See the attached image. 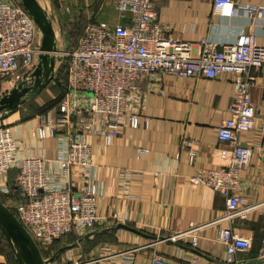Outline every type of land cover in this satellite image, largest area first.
<instances>
[{
	"label": "crops",
	"instance_id": "1",
	"mask_svg": "<svg viewBox=\"0 0 264 264\" xmlns=\"http://www.w3.org/2000/svg\"><path fill=\"white\" fill-rule=\"evenodd\" d=\"M37 1L47 8L52 19L59 52L66 51L70 43L64 28H79L75 38L78 41L89 21L110 26L118 23L114 0ZM233 1L264 7V0ZM154 10L165 35L191 43L195 51L201 39L221 48L235 44L243 34L253 35L264 46V16L251 22L239 7L231 17H220L212 12V0H157ZM250 75L254 78L250 99L257 113L262 114L264 70L251 71ZM62 86L56 87L51 80L14 111L0 117V126L8 128L17 142L15 158L40 156L49 161L50 175L60 172L59 160L64 153L58 139L49 132V121L58 107L55 100L65 95ZM12 88L8 82L0 83V96ZM48 89L56 95L51 100H38L43 92L47 97ZM141 91L140 97L128 103L129 109L138 114L136 128L126 127L108 145L99 135L87 137L93 158L89 175L97 193V224L91 230L75 227L47 249L43 258H51L49 264H152L154 254L175 260L199 255V264H224L225 246L213 240L219 229L230 228L252 243L249 251L235 255L234 264H264V141L253 133L241 134L245 142L261 147L241 175L245 204L259 205L246 219H236L231 226L212 223L223 214L224 200L203 184L190 182L197 168L216 169L225 163L228 148L217 141L216 128L228 118L233 78L153 76L142 84ZM69 100L79 107H86L90 101L88 94L80 93L71 94ZM182 141L196 152L193 165L187 162V151L181 149ZM14 176L15 171H10L4 182L9 185L8 192L0 194V201L8 205L24 200L12 186ZM71 184L73 189L79 188L78 180L72 179ZM198 226L204 227L197 231V246L192 250V237L187 233ZM181 234L184 237L176 239ZM171 237L176 241L165 240ZM0 244L6 246L1 232ZM149 244L132 262L117 255ZM7 263L6 256L0 253V264Z\"/></svg>",
	"mask_w": 264,
	"mask_h": 264
},
{
	"label": "built area",
	"instance_id": "2",
	"mask_svg": "<svg viewBox=\"0 0 264 264\" xmlns=\"http://www.w3.org/2000/svg\"><path fill=\"white\" fill-rule=\"evenodd\" d=\"M156 2L114 0L116 25L89 21L76 46L57 53L67 61L57 67H65V95L49 121L50 135L58 139L64 150L58 174H48L49 161L40 156L15 158L17 142L8 128L0 126V194L8 192L9 185L4 182L14 170L12 186L24 200L4 205L11 209L42 257L75 227L91 230L97 224V193L89 175L93 158L87 137L99 135L108 145L126 127L136 128L138 114L129 109L128 103L141 96L142 84L153 76L233 78L228 118L216 128L217 141L228 148L225 163L216 169L197 168L190 182L203 184L224 200L223 214L212 223L231 226L236 219H246L259 206L245 204L241 175L261 147L245 142L241 134L253 133L264 141V112L258 114L250 99L254 81L250 72L264 70V46L253 35L243 34L235 44L221 48L201 39L195 51L191 43L165 35L156 19ZM238 7L251 22L264 16V7L260 5L212 0V12L220 17H231ZM40 42L41 34L19 0L0 1V83L8 82L15 87L30 77L40 54ZM78 93L89 95L86 107L70 103V95ZM181 149L187 151V162L193 165L196 156L193 147L182 141ZM72 179L78 180L79 188H72ZM203 227H191L187 233L192 237L189 244L192 250L197 246V231ZM182 237L183 234L176 235V239ZM165 240L176 241L175 237ZM213 241L225 246L224 264H234L235 255L249 251L252 246L249 238L230 228L219 229ZM148 247L150 244L132 247L117 255L132 262L137 253ZM262 250L264 257V239ZM200 260L199 255L187 260L159 254L151 257L152 264H199Z\"/></svg>",
	"mask_w": 264,
	"mask_h": 264
},
{
	"label": "water",
	"instance_id": "3",
	"mask_svg": "<svg viewBox=\"0 0 264 264\" xmlns=\"http://www.w3.org/2000/svg\"><path fill=\"white\" fill-rule=\"evenodd\" d=\"M23 9L31 17L41 34L40 54L33 72L27 81L13 87L0 96V117L14 111L30 96L45 88L55 73L57 35L52 19L37 0H19ZM0 232L7 241L16 264H49L52 259H44L26 230L15 215L0 201Z\"/></svg>",
	"mask_w": 264,
	"mask_h": 264
},
{
	"label": "trees",
	"instance_id": "4",
	"mask_svg": "<svg viewBox=\"0 0 264 264\" xmlns=\"http://www.w3.org/2000/svg\"><path fill=\"white\" fill-rule=\"evenodd\" d=\"M77 36V34H69L68 35V38H69V44H68V46H67V50H71V49H73L75 46H76V44H77V41H76V39H75V37ZM80 37V36H79ZM79 37H78V39H79ZM64 76H65V67H62V68H60L59 70H58V73H57V75H56V77H55V79H54V83H55V86L57 87V86H62V85H65V81H64ZM58 87V88H59ZM63 87V86H62ZM64 88V90H65V87H63ZM65 93V92H64ZM63 96H64V94H63ZM63 96L62 97H58V99L57 100H55V102H57V104H56V107L59 105V103H60V101H61V99L63 98ZM2 235V234H1ZM2 237H3V235H2ZM58 242V241H57ZM57 242H55V243H57ZM54 243V244H55ZM5 244H6V246L4 247L3 245H1L0 244V251H1V249H3V251L4 252H2L1 251V253H3V255L4 256H6V260H7V264H9V260H8V256H7V253L8 252H10V253H12V251H11V249H10V247H9V245H8V243H7V241L5 240ZM53 244V245H54ZM5 253V254H4ZM46 254V251L43 253V255H45Z\"/></svg>",
	"mask_w": 264,
	"mask_h": 264
},
{
	"label": "rangeland",
	"instance_id": "5",
	"mask_svg": "<svg viewBox=\"0 0 264 264\" xmlns=\"http://www.w3.org/2000/svg\"><path fill=\"white\" fill-rule=\"evenodd\" d=\"M88 13H85V15H87ZM79 31V28H69V29H66V28H64L63 29V33L65 34V35H69V34H77V32ZM76 38V37H75ZM59 42H60V46L62 45V42L59 40ZM65 44V43H64ZM63 47V46H62ZM66 57H60V56H58V54L56 55V63L55 64H57V66H55V68L56 67H60L61 65H62V63H64L65 62V64H66ZM63 67V66H62ZM61 67V68H62ZM58 70L59 69H57V72H58ZM56 72V73H57ZM56 77V75H55V73H54V75H53V79ZM28 79V78H27ZM27 79H26V81H27ZM53 79H52V82H53ZM23 82V81H22ZM48 91H49V94H47V97L45 96V93L43 92L42 94H40V97L38 98V100L39 99H46V100H51L52 99V97L53 96H55L56 94L54 93V91L53 90H51V89H48ZM48 93V92H47ZM1 203H3V205H4V202H1ZM9 210H11V209H9ZM1 251L2 252H4L3 251V249H1ZM1 251H0V253H1ZM3 254V253H2ZM5 254V253H4ZM7 256H8V260H9V264H16V262H15V259H14V256H13V254L12 253H10V252H8L7 253Z\"/></svg>",
	"mask_w": 264,
	"mask_h": 264
}]
</instances>
